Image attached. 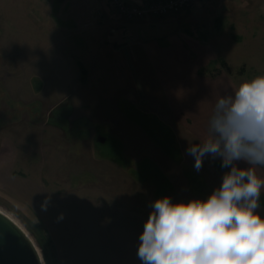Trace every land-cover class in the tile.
<instances>
[{"label":"rangeland","instance_id":"1","mask_svg":"<svg viewBox=\"0 0 264 264\" xmlns=\"http://www.w3.org/2000/svg\"><path fill=\"white\" fill-rule=\"evenodd\" d=\"M258 75L264 0L134 20L107 0H0V209L54 264L19 180L147 217L163 196L207 199L226 170L206 157L196 171L186 149L205 138L216 99Z\"/></svg>","mask_w":264,"mask_h":264},{"label":"clouds","instance_id":"2","mask_svg":"<svg viewBox=\"0 0 264 264\" xmlns=\"http://www.w3.org/2000/svg\"><path fill=\"white\" fill-rule=\"evenodd\" d=\"M186 154L200 171L206 157L221 159L222 183L207 199L174 203L157 198L139 236L143 264H264V75L242 81L216 99L206 136ZM244 161L248 167H240ZM48 198H46L47 201ZM42 209L46 206L42 204ZM62 218V214L61 217Z\"/></svg>","mask_w":264,"mask_h":264},{"label":"crops","instance_id":"3","mask_svg":"<svg viewBox=\"0 0 264 264\" xmlns=\"http://www.w3.org/2000/svg\"><path fill=\"white\" fill-rule=\"evenodd\" d=\"M196 89L194 97L199 94ZM27 182L34 181L19 180L53 242L59 264H143L137 252L146 215L120 204L58 193L37 182L27 192Z\"/></svg>","mask_w":264,"mask_h":264},{"label":"water","instance_id":"4","mask_svg":"<svg viewBox=\"0 0 264 264\" xmlns=\"http://www.w3.org/2000/svg\"><path fill=\"white\" fill-rule=\"evenodd\" d=\"M100 142H105L101 138ZM0 264H46L29 234L0 209Z\"/></svg>","mask_w":264,"mask_h":264},{"label":"built area","instance_id":"5","mask_svg":"<svg viewBox=\"0 0 264 264\" xmlns=\"http://www.w3.org/2000/svg\"><path fill=\"white\" fill-rule=\"evenodd\" d=\"M119 15L134 20L146 16L167 17L178 15L200 0H107Z\"/></svg>","mask_w":264,"mask_h":264},{"label":"trees","instance_id":"6","mask_svg":"<svg viewBox=\"0 0 264 264\" xmlns=\"http://www.w3.org/2000/svg\"><path fill=\"white\" fill-rule=\"evenodd\" d=\"M216 165H217L218 168L223 169V168H221V162H217ZM223 170H225V169H223ZM260 204H264V201H262L261 199H260ZM47 235H48V233H47ZM48 239H49V241H48L49 242V245L52 248L51 257L53 259V262H54V264H59V260H58L57 254H56L55 247L53 246V242H52V240L50 238H48Z\"/></svg>","mask_w":264,"mask_h":264}]
</instances>
